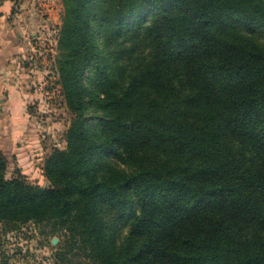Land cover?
Listing matches in <instances>:
<instances>
[{
  "label": "trees",
  "instance_id": "16d2710c",
  "mask_svg": "<svg viewBox=\"0 0 264 264\" xmlns=\"http://www.w3.org/2000/svg\"><path fill=\"white\" fill-rule=\"evenodd\" d=\"M61 1L66 145L47 186L0 150V224L92 264H264V0Z\"/></svg>",
  "mask_w": 264,
  "mask_h": 264
},
{
  "label": "rangeland",
  "instance_id": "374dc122",
  "mask_svg": "<svg viewBox=\"0 0 264 264\" xmlns=\"http://www.w3.org/2000/svg\"><path fill=\"white\" fill-rule=\"evenodd\" d=\"M5 1L12 4L14 34L22 46L12 77L21 106L9 113L14 119L10 139L1 132H7L1 107L8 89L6 98L0 97V150L8 163L6 177L21 174L31 183L47 186L45 158L53 149L65 147L73 116L66 104L57 61L63 5L61 0H0V4ZM76 247H69L64 231L54 232L52 222L15 227L0 224V264H92Z\"/></svg>",
  "mask_w": 264,
  "mask_h": 264
},
{
  "label": "crops",
  "instance_id": "0c3cea01",
  "mask_svg": "<svg viewBox=\"0 0 264 264\" xmlns=\"http://www.w3.org/2000/svg\"><path fill=\"white\" fill-rule=\"evenodd\" d=\"M12 10V4L5 1L0 4V97L5 96V89L7 90L8 97L5 96V102L1 107L3 123L7 126H3L5 131L4 134L8 135L10 139L12 138V128L9 135V127L14 123V119H11L9 113H12L13 109L19 107L21 103L16 99V91L14 88V83L12 82V77L14 75L13 70L16 68L18 56L17 53L21 50V44L18 42L15 32H14V15ZM15 78V77H14ZM23 120V118H21ZM25 122V120H23ZM19 122V121H18ZM4 150V148H2Z\"/></svg>",
  "mask_w": 264,
  "mask_h": 264
},
{
  "label": "snow or ice",
  "instance_id": "6c2138e0",
  "mask_svg": "<svg viewBox=\"0 0 264 264\" xmlns=\"http://www.w3.org/2000/svg\"><path fill=\"white\" fill-rule=\"evenodd\" d=\"M158 0H127V6L132 10V18L148 15L155 9Z\"/></svg>",
  "mask_w": 264,
  "mask_h": 264
},
{
  "label": "water",
  "instance_id": "95a60500",
  "mask_svg": "<svg viewBox=\"0 0 264 264\" xmlns=\"http://www.w3.org/2000/svg\"><path fill=\"white\" fill-rule=\"evenodd\" d=\"M52 243H53V244H55V243H56V238H54V239H53V242H52Z\"/></svg>",
  "mask_w": 264,
  "mask_h": 264
}]
</instances>
